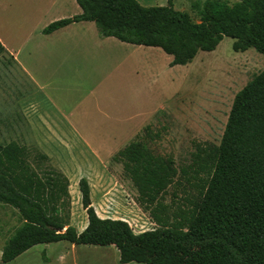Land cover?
I'll return each mask as SVG.
<instances>
[{"label": "trees", "instance_id": "16d2710c", "mask_svg": "<svg viewBox=\"0 0 264 264\" xmlns=\"http://www.w3.org/2000/svg\"><path fill=\"white\" fill-rule=\"evenodd\" d=\"M75 1L81 13L52 21L42 32L93 21L104 36L160 48L171 56L170 66L214 50L224 36L233 39L234 51L253 47L264 56V0H207L197 22L171 0L157 6ZM150 129L144 126V134ZM141 138L137 134L112 159L121 163L137 203L156 227L135 233L126 220L99 217L82 177L78 189L87 225L81 232L64 228L0 173V204L16 209L21 220L2 247L0 264L34 245L58 241L113 245L123 264H264V68L235 94L218 146L196 142L188 164L153 154Z\"/></svg>", "mask_w": 264, "mask_h": 264}, {"label": "crops", "instance_id": "0c3cea01", "mask_svg": "<svg viewBox=\"0 0 264 264\" xmlns=\"http://www.w3.org/2000/svg\"><path fill=\"white\" fill-rule=\"evenodd\" d=\"M1 2L4 50L0 72L10 80L4 82L0 74V101L7 104L6 118L0 117V173L64 228L72 226L81 232L87 225L78 189L82 177L88 181L99 217L126 220L100 215L95 204L103 203L110 160L150 123L158 105L146 112L141 122L140 89L109 84L106 90L104 82L119 69L140 68L142 59H147L142 52L147 54L152 46L104 36L93 21L86 20L43 33L52 21L81 13L75 0H5V6ZM93 106L107 123L100 131L86 122ZM83 121L85 125H80ZM72 141L81 142L74 146L78 164L66 167L52 159V146L68 149ZM60 242L34 245L12 261L18 258L17 264H25L24 256L39 248L45 264H65L71 252ZM69 246L75 250L78 245Z\"/></svg>", "mask_w": 264, "mask_h": 264}, {"label": "rangeland", "instance_id": "374dc122", "mask_svg": "<svg viewBox=\"0 0 264 264\" xmlns=\"http://www.w3.org/2000/svg\"><path fill=\"white\" fill-rule=\"evenodd\" d=\"M137 1L143 6L168 3V0ZM171 1L176 9L186 12L197 22L199 11L207 0ZM219 1L233 4L237 0ZM1 4L5 6V0ZM232 44L233 39L224 36L214 50H200L189 63L174 66L169 65L170 55L158 47H150L147 54L142 52V57L145 55L147 59H142L140 68L132 71L119 69L115 75L110 74L105 79L104 89L107 90L109 84L127 89L135 85L136 91L140 89L138 107L142 115L141 122L144 121L143 115L158 105V112L147 123L151 126L150 134L145 135L142 128L138 135L153 154L170 156L177 166L186 165L190 162L196 142L207 141L218 146L235 94L264 68V56L261 53L253 47L245 51H234ZM2 78L4 81L3 75ZM8 80L5 81L9 82ZM89 86H86V90ZM128 93L129 90L127 96ZM6 108V100L3 99L0 101L2 119L6 118ZM90 112L92 116L89 115L86 122L100 131V127L107 123L95 106ZM79 124L85 125V121ZM79 144L81 145L80 141L76 144L72 141L71 148L68 149L52 146L50 151L55 153L52 159L63 162L66 167H73L78 164L74 146ZM110 163L111 168L106 177L108 187L103 189V203L95 204L99 214L126 219L135 233L156 227L148 213L137 203V192L124 175L121 163L113 159ZM72 202V206H77L74 200ZM20 224L17 210L0 204V251ZM60 243L67 245L65 250L71 252L65 264H123L119 262L118 250L113 245H78L74 250L70 248L69 242ZM59 249L62 248L59 246ZM38 250L39 248H33L24 256L25 264H45ZM16 260L5 264H17Z\"/></svg>", "mask_w": 264, "mask_h": 264}, {"label": "water", "instance_id": "95a60500", "mask_svg": "<svg viewBox=\"0 0 264 264\" xmlns=\"http://www.w3.org/2000/svg\"><path fill=\"white\" fill-rule=\"evenodd\" d=\"M60 231V230H59Z\"/></svg>", "mask_w": 264, "mask_h": 264}]
</instances>
